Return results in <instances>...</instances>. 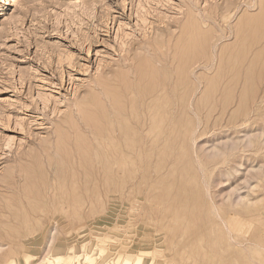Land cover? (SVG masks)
Segmentation results:
<instances>
[{
    "label": "rangeland",
    "instance_id": "374dc122",
    "mask_svg": "<svg viewBox=\"0 0 264 264\" xmlns=\"http://www.w3.org/2000/svg\"><path fill=\"white\" fill-rule=\"evenodd\" d=\"M138 259L264 264V0H0V264Z\"/></svg>",
    "mask_w": 264,
    "mask_h": 264
},
{
    "label": "bare ground",
    "instance_id": "6f19581e",
    "mask_svg": "<svg viewBox=\"0 0 264 264\" xmlns=\"http://www.w3.org/2000/svg\"><path fill=\"white\" fill-rule=\"evenodd\" d=\"M261 25V24H260ZM256 38V37H255ZM210 64V63H209ZM103 134V133H102ZM142 258V257H141ZM123 261V260H122ZM134 264H149L146 259H138Z\"/></svg>",
    "mask_w": 264,
    "mask_h": 264
}]
</instances>
